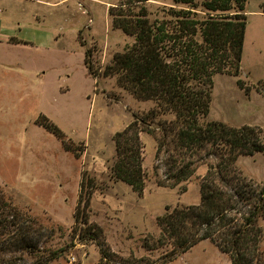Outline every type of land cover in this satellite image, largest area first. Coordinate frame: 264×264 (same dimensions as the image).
I'll return each mask as SVG.
<instances>
[{
  "label": "rangeland",
  "instance_id": "374dc122",
  "mask_svg": "<svg viewBox=\"0 0 264 264\" xmlns=\"http://www.w3.org/2000/svg\"><path fill=\"white\" fill-rule=\"evenodd\" d=\"M122 3L129 2L72 0L67 10L61 1L50 13L45 5L25 4L23 14L36 6L48 13L43 30L60 33L59 44H0V264H232L210 239L173 253L178 237L158 222L177 206L201 201V181L219 161L210 143L191 150L171 135L166 143L157 128L142 131L143 194L116 176V134L157 106L122 85L118 72L111 74L116 55L136 40L114 24L110 9ZM173 3L145 4L154 19ZM125 8L139 12L134 4ZM246 11L240 73L215 75L203 123L264 127V0H249ZM44 124L56 125L63 138ZM186 163L192 174L179 181L175 174ZM236 165L264 183V152L241 155ZM88 201L87 216L76 221ZM84 221L99 224L103 235L80 238ZM26 236L32 246L1 249V241ZM101 247L110 258H102Z\"/></svg>",
  "mask_w": 264,
  "mask_h": 264
},
{
  "label": "trees",
  "instance_id": "16d2710c",
  "mask_svg": "<svg viewBox=\"0 0 264 264\" xmlns=\"http://www.w3.org/2000/svg\"><path fill=\"white\" fill-rule=\"evenodd\" d=\"M147 1L128 0L139 7L138 13L127 12L129 3L110 9L115 26L136 36L131 47L116 55L111 74L118 72L119 82L139 98L157 102L156 108L144 115L136 114L116 134V176L143 194L142 131L157 128L164 131L166 143L171 135L191 150L210 143L219 161L209 167L201 181V201L173 208L159 218V225L164 232L178 237L173 253L210 239L229 255L232 264H264V183L248 179L236 165L241 155L264 152V127L202 122L210 113L215 75L240 73L249 0H174L173 6L164 9V17L154 19ZM167 114L173 117L162 119ZM157 119L162 120L156 127ZM44 126L63 138L56 125ZM191 164L177 170L179 181L192 174ZM88 205L89 201L83 210L78 208L76 221L82 214L87 216ZM79 225L77 233L82 239L94 240L103 235V228L97 223L84 221ZM30 238L3 240L1 249L17 251L30 247ZM100 252L102 258L111 256L102 247Z\"/></svg>",
  "mask_w": 264,
  "mask_h": 264
},
{
  "label": "crops",
  "instance_id": "0c3cea01",
  "mask_svg": "<svg viewBox=\"0 0 264 264\" xmlns=\"http://www.w3.org/2000/svg\"><path fill=\"white\" fill-rule=\"evenodd\" d=\"M61 1L67 10L72 8V5H69L72 0H0V44L9 45V47L17 45L52 47L58 45L61 34L56 31L46 32L43 30L41 17L43 19L48 17L47 12H43L38 6L27 14H23V11L28 10L25 4L38 3L45 5L50 13L52 12L51 8L57 7L56 4ZM79 32L80 30L78 36Z\"/></svg>",
  "mask_w": 264,
  "mask_h": 264
},
{
  "label": "built area",
  "instance_id": "2783aa9c",
  "mask_svg": "<svg viewBox=\"0 0 264 264\" xmlns=\"http://www.w3.org/2000/svg\"><path fill=\"white\" fill-rule=\"evenodd\" d=\"M74 259H75L74 257H73V258H71L70 262H71V263H73V260H74Z\"/></svg>",
  "mask_w": 264,
  "mask_h": 264
}]
</instances>
